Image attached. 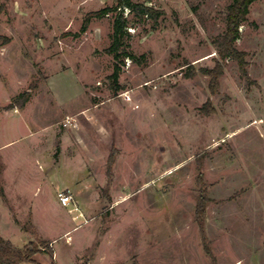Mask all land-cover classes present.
I'll use <instances>...</instances> for the list:
<instances>
[{
    "label": "rangeland",
    "instance_id": "rangeland-1",
    "mask_svg": "<svg viewBox=\"0 0 264 264\" xmlns=\"http://www.w3.org/2000/svg\"><path fill=\"white\" fill-rule=\"evenodd\" d=\"M132 1L162 15L133 24L123 10L124 45L141 62L124 59L114 91L104 50L115 14L81 28L115 0H0V108L30 91L13 109L22 121L0 123L4 206L37 231L0 235L34 245L36 263L23 264H212L194 218L199 161L216 264H264V0L234 44L251 81L212 45L231 0ZM217 62L213 94L203 72Z\"/></svg>",
    "mask_w": 264,
    "mask_h": 264
},
{
    "label": "trees",
    "instance_id": "trees-1",
    "mask_svg": "<svg viewBox=\"0 0 264 264\" xmlns=\"http://www.w3.org/2000/svg\"><path fill=\"white\" fill-rule=\"evenodd\" d=\"M115 1V6L111 8H103L101 10L88 13L84 18L81 32L86 31L92 19H100L109 13L115 14L112 23V33L110 34V46L104 50V53L113 57V72L108 77V79L110 80L112 89L114 91H118L122 89L120 86H118L117 81L121 71V65L124 64V59H129L139 63L141 62V58H136V56L129 52L124 45L125 35L127 34L126 29L130 21L127 17H124L123 10L127 9L129 13L132 14L133 24H143L146 18L156 22L160 15H162V12L154 10L145 3H135L132 0ZM255 1L256 0H231V3L226 8V29L222 35L217 36L212 42V45L219 57L222 60L227 57L233 59L238 66L239 73L242 78L249 81L251 80L249 79V76L246 72V54L244 52L238 51L234 44L239 39L240 26L247 21L249 7ZM222 69V66L217 62L215 68L203 72L210 79L209 89L213 94L217 93L219 78L223 71ZM29 100L30 91L27 90L13 97L8 105L0 108V111L2 110L4 112H8L13 109L21 110L25 107ZM209 106V104L204 106V109L206 110L205 113L213 112V109H211ZM112 165L113 159L110 158L108 162V168L111 169ZM197 172V194L195 197L194 218L201 235L203 251L205 255L210 258L212 264H216V260L211 253L204 231L206 208L211 200L208 198L206 193V186L203 182V175L199 161L197 162ZM0 198L2 199L3 203H7L2 186H0ZM13 219L15 223L19 224L15 218ZM21 229L25 232H30L31 234L37 235V231L32 226H24ZM39 243L42 246L49 247V242L47 241L39 240ZM37 253L38 251L33 244H29L24 249H19L14 247L10 241L5 240L0 236V264L36 263L34 257ZM49 253L51 256L53 255V251L51 249Z\"/></svg>",
    "mask_w": 264,
    "mask_h": 264
},
{
    "label": "crops",
    "instance_id": "crops-1",
    "mask_svg": "<svg viewBox=\"0 0 264 264\" xmlns=\"http://www.w3.org/2000/svg\"><path fill=\"white\" fill-rule=\"evenodd\" d=\"M15 111L16 110H13L12 112L11 111L0 112V123H1L2 120H4V118L5 119L14 118L15 121H18V122L22 121L23 117L20 116V115L16 116ZM4 147H6V144H4V143L0 144V152L4 151ZM2 159H4V156H2ZM6 169H7V165L5 164L4 169L2 171V175L0 177V185H2V188H3L4 194L6 196V199L10 200L8 195H7L8 194L7 187H6L7 178H5V175L7 176V173H5V172H7ZM19 176H20L19 174H15V175L12 176V184L15 183L16 179H19L18 178ZM0 216H1V219H0V233H1L2 227H4V226L9 227L10 229L11 228H15V229L18 228L20 231H22L19 228L18 224L14 222L13 213L6 206H4V203H3L1 198H0ZM4 216H5L6 220H5V222H2V220L4 219ZM3 223H4V225H2ZM1 237L3 239L8 240V241H10L12 243V241L10 239L4 238L3 236H1ZM24 241H22V246H23ZM12 245L15 247V245L13 243H12ZM21 248H19V249H21Z\"/></svg>",
    "mask_w": 264,
    "mask_h": 264
},
{
    "label": "built area",
    "instance_id": "built-area-1",
    "mask_svg": "<svg viewBox=\"0 0 264 264\" xmlns=\"http://www.w3.org/2000/svg\"><path fill=\"white\" fill-rule=\"evenodd\" d=\"M65 125H71V120L69 118L65 121ZM58 200L62 206L67 207L71 204L72 197L65 193H59Z\"/></svg>",
    "mask_w": 264,
    "mask_h": 264
}]
</instances>
